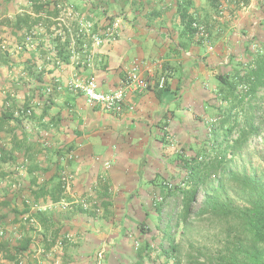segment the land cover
<instances>
[{
  "label": "crops",
  "instance_id": "1",
  "mask_svg": "<svg viewBox=\"0 0 264 264\" xmlns=\"http://www.w3.org/2000/svg\"><path fill=\"white\" fill-rule=\"evenodd\" d=\"M43 1L59 2L76 16L86 18L97 15L98 12H92L97 11L93 6L104 5L106 13L98 19L92 18L97 26L94 33L106 30L115 21L119 22V33L115 40L97 48L91 62L86 65L72 55V51L76 50L83 58L84 43L75 42L68 27L58 22L59 17H53L47 9L36 12L30 0H0V39L8 53L7 64H0V99L4 95L0 108L8 96V104L21 97L22 93L17 91L20 82H25V90L28 89L25 95L29 96L27 101L33 105V114L26 121L19 119L18 125L13 124L16 128L14 136L6 139L3 147L7 152L14 150L13 156L19 161L32 157L44 170L34 175L40 180L38 185L28 187L27 182L24 184L25 196L27 192L29 194L28 188L36 191L45 180H50L59 170H65L75 174V184L70 198L67 196L68 201L76 196L75 193L94 191L97 187L103 191L105 185H113L109 189L125 192L123 200L127 202L130 195L143 185L146 184L147 190L153 187L150 175L161 158L162 138L174 146L182 144L191 147L199 142L200 137L187 127L197 122L211 104L210 99L218 88L217 74L209 71L201 61L200 49L194 42L198 37L191 39L186 49L178 46L180 39H185L178 14L179 6L184 5L185 0ZM197 1L200 8L191 13L194 17L200 16L202 8H206L205 0ZM191 6L195 5L191 3ZM80 11L85 12L82 14ZM18 17L28 19L20 28L14 27ZM106 18L109 19L107 25ZM197 25L200 26L198 20ZM29 36L30 41L27 40ZM58 47L61 54L57 52ZM136 62L140 64L141 72L153 80L163 69H171L174 75L165 90L157 91L151 87L144 93L130 94L121 116H113L99 107L90 106L82 92H72L67 87L58 90L60 84L64 86L71 80L82 81L94 76L100 91H112ZM40 73L43 83L34 79ZM3 78L8 80L10 88L8 85L2 87ZM33 88L37 94L41 92V99L33 98ZM17 112L18 109L15 114ZM38 147L40 149L35 151L34 148ZM70 147L60 162L55 160L57 166L45 171L52 160H48L50 155ZM44 151L51 154L45 157ZM6 166L5 171L18 170L13 162ZM47 209L53 207L47 205ZM63 228V224L58 223L49 231V236L53 233L59 237ZM40 231L39 227L28 236L35 240L36 233ZM34 244L33 254L25 260L31 264H42L38 258L42 251L37 242L34 241Z\"/></svg>",
  "mask_w": 264,
  "mask_h": 264
},
{
  "label": "rangeland",
  "instance_id": "2",
  "mask_svg": "<svg viewBox=\"0 0 264 264\" xmlns=\"http://www.w3.org/2000/svg\"><path fill=\"white\" fill-rule=\"evenodd\" d=\"M205 2L206 8H202V14L195 17L191 13H194L196 8H200L199 2L197 0L183 2L185 5L188 4L189 14L197 18L200 24L197 27L198 36H196L199 41L196 39L194 42L200 49L198 54L201 61L206 64L209 71L215 72L217 77L219 74L232 73L231 70L235 67H245L251 61L252 55L259 53L264 47V0H215L213 4L208 3L207 0ZM191 3L195 6L192 7ZM96 6L103 8L101 5ZM80 12L83 14L85 11ZM92 12L93 14L98 13L90 17L91 19L103 16L102 12L93 10ZM71 22L75 24L74 21ZM74 29L76 30V28ZM227 63L228 65H226ZM1 83H3L2 87L6 88L8 85L10 88L6 78H3ZM21 83L17 87V91L22 93V98L28 89L25 90V82ZM213 94L210 99L211 104L208 105L203 116L193 125L190 123L187 127L200 137L199 142L191 147H184L182 144L174 146L168 141L166 144H162L161 140L159 150L161 158L156 170H152L150 175L153 187L147 190L145 189L146 184L143 185L130 195L127 202L123 200L125 192L110 189L109 197L112 201V209L108 219L102 218V212L95 208L101 203L99 198L102 196L100 195L103 193L102 189L97 187L95 190L93 189L94 191L75 193L76 196L71 197V201H68L67 196L70 198L69 194L75 184L73 183L70 191L64 193L67 200L61 201L53 207V209L62 210L59 223L64 227V231L59 234L56 243L47 250L45 248L47 245L43 242L44 238L38 236L42 231L36 233L35 242L42 251L41 254L38 252L36 254L42 264H136L137 250L142 248L144 249L143 264H166V262L168 264H175V262H179V264H211L207 263L208 257L215 259L213 262L215 264L219 253L224 250L229 224L209 213L203 215L200 213L204 207L207 190L218 187L222 181L230 198L238 206H245L243 201L238 198L240 196L238 194L239 187L227 179L225 170L230 169L241 174L244 171L246 173H255L256 171L257 174H262L264 171V130L259 136L250 139L239 155L228 164V167L212 172L207 185L197 191L195 199L190 205V213L184 223L182 215L187 202L186 196L176 192L167 194L164 189L167 185L171 189L179 187L186 193L191 191L194 186L192 183L189 186L182 185L187 172L177 155L188 159L201 155L204 162H209V159H212L214 155L211 133L218 134L222 141V131L217 121L219 119L218 110L220 111V107L223 105L216 101L214 97L216 93ZM37 97L35 96V98ZM3 98L2 94L1 99ZM261 108L264 110V103ZM1 109L4 114L6 112L4 104ZM13 124H6L4 132L0 135L3 136L0 137V140H3L0 146L6 143V139L14 136L13 132L16 128H13ZM237 136V132L233 133L229 138V143H232ZM34 149L38 151L40 147ZM204 153L205 155H203ZM50 154L49 151L46 153L44 151L45 157ZM50 156L48 160L53 159L54 155ZM43 161L45 162V160ZM9 180L10 178H6L0 181V198H6L3 196H5L4 190H6ZM107 186L112 188L113 185ZM20 189L21 187L18 185L12 186L7 191V197L11 200L12 195H15V192H20ZM119 195L122 197H118ZM132 196L139 199L135 204H133ZM118 198H122V200ZM12 200L13 204L19 203L14 196ZM83 204L87 206V214L79 213L80 209L84 208ZM157 206L160 210H157ZM13 218L10 215L9 220ZM230 223L233 226V223L237 222L232 219ZM18 224L20 225L5 226L0 229L8 230L11 239H20V236L23 237V229L26 230L32 225L24 220ZM33 224L35 225L37 222L35 221ZM141 226L144 232H140ZM165 232H167L168 238H166ZM171 243L175 244L178 254L177 257L168 259L162 255L161 251L162 249L169 250ZM44 249L47 250L45 253ZM44 255L46 257L42 260L41 257ZM0 260H3L0 264H7L2 257Z\"/></svg>",
  "mask_w": 264,
  "mask_h": 264
},
{
  "label": "trees",
  "instance_id": "3",
  "mask_svg": "<svg viewBox=\"0 0 264 264\" xmlns=\"http://www.w3.org/2000/svg\"><path fill=\"white\" fill-rule=\"evenodd\" d=\"M207 1L210 4L215 2V0ZM30 2L33 3V8L36 12L47 9V13H50L55 18L59 17V7L62 6V8H65L63 7L64 5H60L59 2H44L43 0H30ZM100 3L103 2L101 1ZM187 5L184 4L178 8V14L184 27L182 36L185 37L184 40L180 39L178 46L183 49L189 47L191 39L196 37L198 26L197 20L189 14ZM101 6H103V8L97 6L93 7H96L97 11L100 13L102 12L103 15L106 13L104 9L105 6ZM49 9H51V11H49ZM87 19L93 22V28L94 31H96L95 28L97 26L95 21L90 17ZM106 19L105 22L107 25L109 19ZM27 20L26 18L18 17L14 27L20 28V25L27 23ZM80 41H82V43H80ZM77 43L82 45L84 41L83 39H78ZM2 45L3 42L0 39V64L6 65L8 53L7 48H2ZM59 49L60 47L57 48V52L61 54ZM226 65H228V63ZM231 72L232 73L219 74L217 77L218 88L216 96L214 97L216 101L223 105V107H220V111L218 110L219 119L218 121L216 120L222 131V141L220 136L212 131L211 145L212 151L214 152L212 159L210 158L209 162H204L198 159V157L202 158L200 157L201 155L197 157L194 156L193 159H188L178 154L177 158H179L187 172L184 184L189 186L192 183L194 186L191 191L189 190L187 193L180 190L179 187L171 189L166 185V189H164L167 194L176 192L183 193L186 196L187 202L182 215L184 223L190 213V205L194 201L197 191L199 188L207 185L212 172L220 168L225 169L228 167V164L234 160V157L239 155V152L247 145L250 139L259 136L262 130H264V110L261 108V105L264 103V47L259 53L252 55V59L248 65L246 64L245 67H235ZM41 75L42 73L34 76L36 82L43 83ZM38 89L41 90L40 87H38ZM34 92L35 95L33 98L38 96V98L41 99V92H38L39 95L36 89ZM28 98L29 96L24 95L22 98L15 99L14 102L8 104L7 101L10 100V97H7L4 104L6 112L0 117V135L4 132L6 124H19V119H21V117L17 115L18 112L30 110L33 114L30 101H27ZM17 109L18 112L15 114ZM235 132L238 134L237 138L232 143H229L230 136ZM161 140L162 144H166L167 141L164 140V138ZM70 149L71 147L64 152L61 149L54 153L53 159L50 161L45 171H49L51 167L57 166L55 160L60 162V159L63 158ZM13 154L14 150L13 152H7L3 146H0V166H2L0 169V181L10 178L7 188L4 190L6 193L3 197L6 198H0V210H2V212H0V228H5V226L10 227L11 225L16 226L26 217L34 219L37 224L29 226L26 230L24 228L22 232L23 237L16 240L11 239L8 230L4 231V235L1 237L0 241V255L9 264H31L30 261L26 262V260L27 257L33 254L35 240L28 236L29 233L36 232L40 227L42 232L38 234V236L44 238L43 242L47 245L45 248L48 250V246L54 245L58 238V236L53 233L49 236V231L57 227L62 215L60 214L62 210L57 209H46L45 211L36 209L32 211V205L45 207L49 205V207H54L56 204L64 201L66 196L64 194L65 190L61 182V172L59 169L50 180H45L44 183L39 186L38 190L34 191L28 188L29 194L27 192L25 196L26 191L24 184L27 182L28 187L38 185L40 180L34 175L43 169L36 164L32 157H25L19 161V159L14 158ZM203 155H205V153ZM11 162L18 168V170H16L17 172L14 170H4V166ZM225 171L227 179L235 184L236 187H239L238 194H240V196H238V198L243 201L245 206H238L235 201L230 198L222 181L219 183L218 187L207 190L204 207L200 213L202 215L209 213L229 224L227 238L224 242V250L219 253L215 264H264V171L262 174H257L256 171L255 173H246L244 171L243 174L230 169H226ZM142 173H140V176H142ZM19 184L21 187L20 192H15V195L20 201L18 200L19 203L16 202V204H13V200L7 197V191L11 189L12 186H19ZM109 191V187L105 185L103 193L100 194L102 196L99 198L101 203L95 207L96 210L102 212L101 217L105 219L109 218L112 209ZM137 200L139 199L135 196L133 204H135ZM157 210H160L158 206ZM79 213L87 214V210L81 208ZM10 215L14 217L12 220H9ZM232 219L237 222L233 223V226L230 225V220ZM139 230L140 232H144L142 226ZM165 235L166 238H168L167 232H165ZM47 250L44 249V253ZM143 252V248L137 250L136 256L138 260L136 264H143ZM161 252L162 255L168 259L177 257L178 254V250L174 243L170 244L169 250L162 249ZM214 260L215 259L208 257L207 263L214 264ZM166 264H168V262H166ZM175 264H179V262H175Z\"/></svg>",
  "mask_w": 264,
  "mask_h": 264
},
{
  "label": "built area",
  "instance_id": "4",
  "mask_svg": "<svg viewBox=\"0 0 264 264\" xmlns=\"http://www.w3.org/2000/svg\"><path fill=\"white\" fill-rule=\"evenodd\" d=\"M60 9V16L57 19L59 23L63 22L66 27H68V32L72 34L75 42L78 39H83L84 46L82 47V51L84 52L83 58L79 56L76 50L72 51V55L76 60L80 62L83 60L84 64H89L93 58V54L97 48L101 47L105 42L110 40H115L119 31V22L115 21L111 26H108L106 30L99 31L94 33L93 22L90 19H87L82 16H76L74 12L68 7ZM75 22V27L73 22ZM73 28H76L73 29ZM203 35V34H202ZM28 41L31 40L29 36ZM2 48H5L4 44ZM174 72L171 69H163L159 74L157 79L153 80L150 76H145L140 70V64L135 63L131 70L126 73V77L122 82L112 91L102 92L99 89V83L94 76L90 78L84 79L82 81L79 80H71L66 82L65 85H59L58 90L61 91L65 87H67L72 92H82L87 103L90 106H96L101 108L102 110L111 113L115 116H121L125 112L127 99L132 93H144L148 91L151 87L156 89L157 91L165 90L169 81L173 77ZM19 113V112H18ZM22 121H26L32 113L30 110L23 112L21 111L19 114ZM202 161V158H199ZM75 179V174L67 172L65 170L61 171V182L63 184V188L65 193L69 192L71 189V185L73 184ZM185 185L184 183L182 184ZM62 205V204H61ZM54 206V205H52ZM86 210V205H82ZM51 207V206H50ZM32 211L41 210L45 211L47 207L32 205ZM25 221L34 225V219H29V217L24 218ZM4 235V230L0 229V238Z\"/></svg>",
  "mask_w": 264,
  "mask_h": 264
}]
</instances>
